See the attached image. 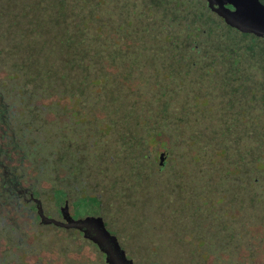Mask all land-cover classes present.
<instances>
[{
	"label": "rangeland",
	"instance_id": "374dc122",
	"mask_svg": "<svg viewBox=\"0 0 264 264\" xmlns=\"http://www.w3.org/2000/svg\"><path fill=\"white\" fill-rule=\"evenodd\" d=\"M219 1L0 0L1 264H109L99 220L132 264H213L186 252L200 225L235 249L248 167L264 210V83L235 90L251 58L234 70L213 51L229 26L240 42L264 29ZM234 249L218 263L251 262Z\"/></svg>",
	"mask_w": 264,
	"mask_h": 264
},
{
	"label": "trees",
	"instance_id": "16d2710c",
	"mask_svg": "<svg viewBox=\"0 0 264 264\" xmlns=\"http://www.w3.org/2000/svg\"><path fill=\"white\" fill-rule=\"evenodd\" d=\"M232 29L230 28V31L228 33H224L226 36L225 39L228 41H231L229 45H225L223 48L219 47L215 51H213V55L216 54L218 51H223L219 52V56L216 57L217 62L220 60H228L230 64L234 65L235 67L233 68L236 70L238 67L239 63V58L246 59L248 56L252 60V67L248 66L247 68L241 69L238 71H241L242 75L239 77L240 79V84L237 87H234L235 90L239 88H243L245 83L251 84V89H254V86L264 83V41L261 40L262 42H259V38H256L255 35H250V34H245L244 37H248L250 35L251 40H243V41H237L236 36H238L236 31H231ZM261 38V37H260ZM240 43H243L240 45ZM195 47L193 46V49ZM192 49V50H193ZM237 51H240L239 54ZM224 55V56H223ZM222 71V72H221ZM255 71V78H248L247 77ZM219 72L226 74V73H231L230 71V66H225L219 69ZM237 72V71H236ZM225 84H228V82H225ZM255 134L257 136L258 132L256 131ZM236 137L235 135H233ZM242 140L241 137H237V139ZM236 139V140H237ZM260 145H263L262 142L259 143ZM250 151V148H248ZM246 155V152L243 153ZM244 155V156H245ZM250 157L253 159L260 161L261 164L264 165V157L263 155L259 154L257 155L256 153H251ZM264 169V166L263 168ZM256 169L254 170L251 167L247 168V174L244 172L242 173V181L239 184L241 187V193L237 195V201L238 204L241 206L240 210L238 211V217H237V226L235 229H233V243H235L234 248L231 247H223V245L218 242L219 238L215 239L216 242L214 243H208L207 242L210 240V234L207 231H204V228L202 225H200V233L199 236L201 238L200 240V248L198 250H187L186 252L192 253L195 256H199L198 259L202 260L207 258L208 256H213L215 261H213V264H219L218 261L220 260V254L228 252L232 253V250L234 249V254H246L250 257L251 262H241L239 264H264V263H257L255 257L256 256H264V246H261L259 244L253 243L254 240L262 242L264 244V210L259 208L258 202H262L261 196H258L256 191H252L248 186H256L258 176H255ZM264 175V174H263ZM248 180L250 185L247 186L246 183H244V180ZM249 225L251 227V232L245 230V226ZM255 228H259L262 230L260 233L261 237L259 235L255 236L253 234V231ZM226 229H230L229 225L226 227ZM65 230H75L74 228L70 229H65ZM248 236H244L243 234H246ZM228 235H230L229 232L226 231ZM260 238V240H258ZM256 245H259L257 248L255 247ZM100 253L103 255L104 258H107V255L104 251L101 250V248H98ZM113 255L119 256V254L115 251L112 253ZM127 259V257H126ZM130 260V259H128ZM195 262V261H194ZM1 264V263H0ZM225 264H229L228 262Z\"/></svg>",
	"mask_w": 264,
	"mask_h": 264
},
{
	"label": "water",
	"instance_id": "95a60500",
	"mask_svg": "<svg viewBox=\"0 0 264 264\" xmlns=\"http://www.w3.org/2000/svg\"><path fill=\"white\" fill-rule=\"evenodd\" d=\"M254 16L250 17L251 23H249L248 21L243 23L242 27L244 28V30H246V29L250 30L251 29L253 31H256V29L259 28L258 26H262V28L264 29V22H260L261 19L259 17L260 21L257 20V23H254ZM161 158H163V156ZM43 222H45L47 224H54L55 226L63 227L66 229L74 228V229L82 230L85 233L89 232L88 228H85L88 226L87 220L74 221V220L68 219V221H67L68 223L66 225L59 223V222H56V221L51 220V219H46V218H43ZM85 222H87V223H85ZM95 224H96L95 227L97 226L96 233L94 231H93V233L89 232V234H90L89 238H91L101 248V250L106 253V255H107L106 262L109 264H132L131 260L126 259L124 251L119 248L118 244L116 243V239L113 236H111L104 229V227H103L104 225H103L102 221L99 220ZM91 234H92V236H91ZM113 251H115V253L117 252L119 254V256L113 255L112 254Z\"/></svg>",
	"mask_w": 264,
	"mask_h": 264
},
{
	"label": "flooded vegetation",
	"instance_id": "af4514ba",
	"mask_svg": "<svg viewBox=\"0 0 264 264\" xmlns=\"http://www.w3.org/2000/svg\"><path fill=\"white\" fill-rule=\"evenodd\" d=\"M218 1L219 0H217V3H218ZM221 1L222 0H220L219 2L221 3L222 7H231V9L234 8L236 10L241 8L243 16L246 18V21H248L249 23H251L250 17L254 16V15H255L254 16V23H257V20L259 21V17H258L259 13L256 10H257V8H259L258 6H260L259 4L264 6V0H257V1L256 0H231V1L230 0H224L222 2ZM218 7H220V5H218ZM218 7H217V9H218ZM215 16L221 22L223 21V19L217 13H215ZM229 28L233 29V27H231V26H229ZM14 184H15L14 182H13V184H10L9 191L7 189L6 190L8 191V194H9L11 199L17 200L18 196H17V194L15 192L16 187H15ZM1 188H2L3 191H5V187L4 186H1Z\"/></svg>",
	"mask_w": 264,
	"mask_h": 264
}]
</instances>
